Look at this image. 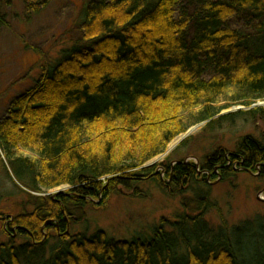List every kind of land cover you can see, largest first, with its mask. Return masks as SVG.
<instances>
[{"label": "trees", "instance_id": "16d2710c", "mask_svg": "<svg viewBox=\"0 0 264 264\" xmlns=\"http://www.w3.org/2000/svg\"><path fill=\"white\" fill-rule=\"evenodd\" d=\"M25 5L32 14L47 1ZM77 19L81 37L0 119L7 174L29 196L19 213H0L9 235L0 264H264V233L247 221L215 227L185 213L131 239L73 229L96 199L123 188L138 196L145 182L197 184L195 209L211 179L239 168L264 183V134L201 163L148 165L199 123L214 132L264 119V0H84ZM236 105L245 109L222 113Z\"/></svg>", "mask_w": 264, "mask_h": 264}, {"label": "rangeland", "instance_id": "374dc122", "mask_svg": "<svg viewBox=\"0 0 264 264\" xmlns=\"http://www.w3.org/2000/svg\"><path fill=\"white\" fill-rule=\"evenodd\" d=\"M30 1L0 0V10L5 15L3 23L0 22V119L6 113L9 100L35 83L40 66L58 61L61 51L81 37L77 16L78 7L84 0H39L47 1V5L32 14L25 5ZM237 25L242 26V22L239 20ZM256 106H264V101L257 102ZM238 109L245 107L236 105L222 113ZM205 125L206 122L199 123L178 135L169 143L167 151L150 160L148 165L176 163L183 159L201 163L219 145L233 150L242 136L249 134L262 139L264 134L263 118L245 123L240 121L236 126L214 132L206 130ZM179 137L178 143L172 147ZM183 141L186 144L182 147ZM4 160L0 149V213L16 214L23 210L29 196L8 176ZM258 176L239 168L228 178L211 179L204 187L209 200L203 201L204 206L200 209H195L197 184L163 190L154 183L145 182L139 185L141 192L138 196L121 188V193H113L104 203L96 199L94 205L87 208V221L73 225V229L74 232L88 230L89 233L104 229L116 239H131L151 232L163 219L175 221L181 214L203 213L204 219L215 227L223 220L230 227L247 221L251 230L264 233V183ZM68 189V185H62L50 192L56 194ZM5 215L0 216V242L9 238L5 231ZM261 239L264 246V237L259 238L260 244ZM248 240V255L252 257L255 253L252 238Z\"/></svg>", "mask_w": 264, "mask_h": 264}, {"label": "bare ground", "instance_id": "6f19581e", "mask_svg": "<svg viewBox=\"0 0 264 264\" xmlns=\"http://www.w3.org/2000/svg\"><path fill=\"white\" fill-rule=\"evenodd\" d=\"M179 140H180V137L172 144V147L175 146V144H177Z\"/></svg>", "mask_w": 264, "mask_h": 264}]
</instances>
